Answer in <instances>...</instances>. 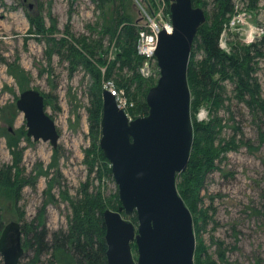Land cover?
Here are the masks:
<instances>
[{"label":"rangeland","instance_id":"rangeland-1","mask_svg":"<svg viewBox=\"0 0 264 264\" xmlns=\"http://www.w3.org/2000/svg\"><path fill=\"white\" fill-rule=\"evenodd\" d=\"M207 1V8L203 9L210 16L215 5L214 0ZM150 2L125 1L124 7L137 25L140 39L142 33L152 34L147 15L153 17L156 11H148L146 15L140 6L148 8ZM167 2L166 18L171 5ZM234 4L235 10L221 34V49L233 54L243 48L244 53L247 47L256 44L257 50L264 54V0H234ZM113 9L110 5L106 18L95 0H28L27 3L0 0V172L4 167L14 166L21 157L15 175L20 174L27 182L15 198L0 194L2 221L4 227L14 221L31 224L45 208L50 246L55 232L69 229L73 216L70 203L78 199L84 184L89 183L94 192H102L110 203H118L117 208L109 209L118 211L122 206L113 175L106 174L99 162L91 172L87 163V152L92 148L88 111L93 78L74 60L69 47L56 42L65 39L79 50L83 44L94 47L96 58L108 62L107 67L101 66L104 87L113 83L124 92L128 101L124 111L131 119L142 117L138 108L150 91L147 89L146 95H139L142 85L134 80L135 74L145 79L144 84L151 81L152 87L160 78L155 56L148 58L141 54L139 42L138 53L145 58L143 65L135 63L131 69L117 62L121 46L110 34H104L103 29L110 23ZM30 16L42 18L46 29H55L53 34H38ZM51 49L50 57L47 52ZM252 51L254 56L256 52ZM204 58L203 51L195 44L193 66ZM110 66L114 67L107 78ZM249 67L248 79L260 86L256 98L264 101V56L256 58ZM196 75L192 73L190 87L194 130L207 126L213 118L221 121L215 138L208 144L216 150V168L205 175L200 190H196L198 197L193 191L183 198L194 220L195 264L198 260L216 264H264V109L248 104L249 96L242 100L237 91L238 78H225L221 73L215 76V81L223 88L219 89L222 103L217 106L208 102L199 93ZM25 89L40 91L49 102L46 110L61 136L58 152L50 143L36 142L27 136L24 115L16 105ZM182 182L179 175L178 190ZM125 218L138 225L134 217ZM30 245L33 246L31 242ZM35 250L31 247L25 250L21 264H60L52 257L53 249L47 250L39 260H35ZM132 251L138 260L136 243L132 244ZM0 264H4L1 253Z\"/></svg>","mask_w":264,"mask_h":264},{"label":"water","instance_id":"water-1","mask_svg":"<svg viewBox=\"0 0 264 264\" xmlns=\"http://www.w3.org/2000/svg\"><path fill=\"white\" fill-rule=\"evenodd\" d=\"M169 1L173 30L164 29L158 36L160 78L147 94L149 114L131 120L111 92H103L100 148L122 204L118 211L103 214L108 264H195L194 220L177 178L188 169L195 141L188 73L195 38L207 16L193 0ZM16 105L24 115L27 136L58 149L61 136L46 110L45 96L28 89ZM123 213L136 217L138 225ZM0 253L4 264H21L25 249L20 223L3 228Z\"/></svg>","mask_w":264,"mask_h":264},{"label":"trees","instance_id":"trees-1","mask_svg":"<svg viewBox=\"0 0 264 264\" xmlns=\"http://www.w3.org/2000/svg\"><path fill=\"white\" fill-rule=\"evenodd\" d=\"M95 1L98 3V7L103 11V15L106 16V18V12L109 6L112 5L114 7L112 16L108 21L111 25L107 24L103 29L105 32L104 34H110L112 39H117L118 45L121 46L122 50L117 56V62H121L123 66H128L131 69H133L135 63L143 65L145 58L138 53V42L140 40L139 29L124 7L126 0ZM251 1L255 2L257 0ZM193 2L195 7L207 8L208 5L207 0H193ZM118 3H120V7ZM214 5V13L207 16V22L200 28L194 41V46L198 44L205 58L196 66H193L194 63L191 60L188 73L190 87L192 84V73L197 74L200 95L208 102H213L216 103L217 106H220L222 103V94L220 90L223 88L219 86L218 81H215V76L219 73L225 78L233 79L232 77L234 76V80H236V77L238 78V96L242 100H246L249 96L251 100L248 104L264 109V101L256 98L260 86L251 83L248 79L250 63L256 58L263 57L264 54L257 50L256 44L247 47L244 53H242L243 48L241 50L239 49V52L237 51L233 54H228L221 49V34L225 25L229 22V16L235 10V4L234 0H214ZM30 22L38 34L49 35L53 34V30H55L53 28L49 30L46 29L45 22L39 17L30 16ZM50 41L56 42V39H50ZM56 44L61 47H69L71 53H73L72 56L74 60H76L79 65L84 66L93 78V83L89 92L91 106L88 111L92 148L87 152V163L91 172L94 170L95 164L99 162L102 164V169L105 173L112 175L111 166L99 145L102 137L101 122L103 116V92L105 90L101 66L107 67L108 62L102 58L97 59V54L95 55V50L92 46L83 44L82 49L79 50L65 39L57 41ZM252 50L256 52L254 56L251 55V52H253ZM52 51L51 49V51L47 52L50 57L53 54ZM112 67L110 66V68H107V78L112 75ZM230 70L233 71V76H231ZM121 80L123 82L124 78ZM134 80L139 81L142 85L139 89V95H146L145 92L147 89L149 91L153 86L151 81L148 84H144L145 79L137 73L135 74ZM124 85L127 86L128 84L126 83ZM45 100L47 106L49 102L46 98ZM138 112L142 117L149 114V108L145 100L140 104ZM220 121L219 118H213L207 126H198L194 130L195 141L190 163L186 172L180 175L183 179V182L179 184L182 198H186V195L193 191L194 193L196 192V197H198V192L205 175L216 168V150L209 145L215 138L216 128ZM55 151L58 152L57 150ZM20 162L21 157H18L14 166H7L1 170L0 194L3 193L15 198L14 196H18L27 183L24 179H21L20 174L15 175V173L19 171ZM197 188L199 189L198 191H196ZM18 200L19 197L16 202H18ZM112 202L110 203L103 196L102 192L92 191L89 183L84 184L78 199L75 201L72 200L70 203L73 208V216L70 218L69 229L67 231L55 232L53 234L52 245L50 246L47 242L49 234L45 219V208H42L34 222L22 225L24 249L29 250L30 247L36 248L35 260H39L47 250L53 249L52 257L58 260L60 264H108V247L106 243V227L103 214L109 208H117L118 203L112 204ZM134 220L137 221V218L134 217ZM3 228L4 223L2 221L0 207V236ZM30 242L33 246L30 245ZM204 261L205 263L203 260H198V264H216V262L210 260Z\"/></svg>","mask_w":264,"mask_h":264},{"label":"built area","instance_id":"built-area-1","mask_svg":"<svg viewBox=\"0 0 264 264\" xmlns=\"http://www.w3.org/2000/svg\"><path fill=\"white\" fill-rule=\"evenodd\" d=\"M140 6L145 11L146 15L148 11H156L155 16L153 17L147 15L150 22L149 27L152 29V34L146 35L145 33H142V39L139 40L140 53L148 58L154 57L160 32L164 29L168 32H172L173 30L170 15H167V18L165 17V12L168 9V2L167 0H151L148 8L142 6L141 4ZM105 89L110 91L116 98L117 104L121 109L125 110L128 107V101L124 92L117 90L113 83H108L105 86Z\"/></svg>","mask_w":264,"mask_h":264},{"label":"flooded vegetation","instance_id":"flooded-vegetation-1","mask_svg":"<svg viewBox=\"0 0 264 264\" xmlns=\"http://www.w3.org/2000/svg\"><path fill=\"white\" fill-rule=\"evenodd\" d=\"M25 3H27L28 2V0H23ZM32 8V7H31Z\"/></svg>","mask_w":264,"mask_h":264},{"label":"bare ground","instance_id":"bare-ground-1","mask_svg":"<svg viewBox=\"0 0 264 264\" xmlns=\"http://www.w3.org/2000/svg\"><path fill=\"white\" fill-rule=\"evenodd\" d=\"M202 114V113H201ZM204 115H202L201 117L203 118Z\"/></svg>","mask_w":264,"mask_h":264}]
</instances>
